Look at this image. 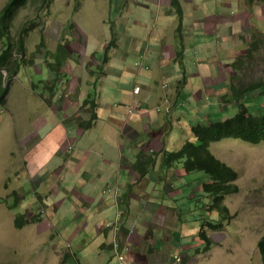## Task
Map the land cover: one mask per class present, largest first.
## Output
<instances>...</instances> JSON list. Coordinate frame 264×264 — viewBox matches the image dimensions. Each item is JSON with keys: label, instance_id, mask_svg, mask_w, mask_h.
<instances>
[{"label": "rangeland", "instance_id": "obj_1", "mask_svg": "<svg viewBox=\"0 0 264 264\" xmlns=\"http://www.w3.org/2000/svg\"><path fill=\"white\" fill-rule=\"evenodd\" d=\"M8 1L0 0V12ZM46 1H30L19 10L12 26L14 42L17 41L28 22L36 24L25 35L24 44L27 57L21 60L24 63L21 71L11 78V76H7L6 68L3 70L5 86L9 87V91L4 97H1L0 101V264H15V259L18 264H77V262L78 264H118L112 253L103 252L102 247L106 243V238L99 237L95 227L97 220L110 217V214L114 215L113 212L106 215V212L109 211L105 212L104 209L96 205L90 208L86 202L80 204L83 201L75 196L84 197L90 203L94 202V197L99 203L105 202L106 195H103L105 190H101L99 195L95 192V189L97 190L95 179L88 182V174L83 176L86 181L79 174V171L84 170L82 167L85 166L83 148L90 149L92 144L90 151L97 153L93 155L92 158L95 160L91 163H95L99 156H103L104 149L112 152V154H107L108 156L118 154L119 158L127 164H131V160H129L131 156L126 150L123 153L119 146L121 136L117 135L118 122L115 113L120 111L115 108L106 113L104 108L94 114L93 105L85 104V102L94 101V99H90L89 94L96 96L99 92L103 95V100L117 106L118 102L124 100L123 92L125 91L128 95L133 90L135 81L139 84L137 86L149 85L155 63L151 68L147 67L150 69L140 73L139 71L142 69H138L136 66L138 61L133 62V56L128 54L132 50V45L129 44L124 51L127 52V58L131 59H128L131 68L134 64L136 73L133 74L131 81L122 82L125 90H119L118 82L108 79L104 83L101 80L103 77L100 76V71L104 68L99 70L97 66H90L92 59L89 58L91 55L87 53V48L89 52L93 51L96 54L97 62L106 67V56L113 44L114 26L120 30L121 24L127 23L124 28L121 27L125 31L124 33L129 36L128 39L122 38L123 46L130 43L131 35L141 36L142 39L152 36L155 33L156 24L152 23L153 17L148 18V13L150 15L148 12L150 5L148 4L154 3L161 7L169 3L172 4V0H141V2L145 1L143 6L139 2L146 13L145 20L141 17L144 11L139 12L136 5L127 7L130 0H50L48 11L43 9ZM200 1L202 0H181L180 6L183 11L191 6L192 12H195L194 16H197L196 3ZM207 1L210 3L208 4L210 9L216 13L214 6L216 0ZM219 1L227 6L235 4L237 0ZM208 5L204 6L200 12L201 17L208 13L206 10ZM173 7L175 8L174 5ZM239 8L240 11L235 9L239 13L236 14L234 11V18L231 21L236 23L237 20H240L241 22L236 24L239 25V29L232 27L233 30L230 31L227 26V28L218 31L217 38L214 40L219 44L212 45L213 53H217L221 49L218 52L217 63L219 60L221 62L228 60L229 62L223 63L225 66H220L221 70L228 68L226 77L228 76L229 79H226L225 87H220V89H226L217 98L219 105L213 109V112L210 111L216 117L231 116L239 111L237 103L220 99L221 96H226L227 92H231L232 86L240 88L246 84L254 85L257 82H264V0H240ZM154 9H156V5H151V13ZM228 12L230 15L232 14L231 10ZM131 13L134 15L135 21L140 23L130 21ZM172 17H165V21L162 19L157 31L160 27L172 24ZM185 19L187 17L183 14L179 22L182 23ZM190 19L192 18L190 17ZM216 19L220 23L225 18L215 17ZM196 23L193 19L188 21L192 32L202 31L205 36L207 33L204 32L203 27H206L208 23L200 27H197L199 25ZM194 28L195 31H193ZM235 34L240 37H235L231 44ZM117 35L118 33H116ZM64 37L71 41L79 40L74 46L78 55H75L74 58L72 55L70 59L64 61L62 72L68 76L61 77L62 81H58L54 75L58 69L55 64L49 65L48 61L56 62L58 57H62L50 55L48 52L52 50L63 54L58 47V42L62 43L60 39L63 40L66 47H70V43ZM43 39L45 45L41 46ZM104 42H110L107 46L109 49L101 47ZM221 43L222 45H220ZM201 44L202 49L210 48L207 43ZM3 45L4 42L0 38V50ZM223 50L224 53H222ZM18 56L19 52H16L14 59ZM151 61L150 59L149 62L151 63ZM111 64V66L121 69L123 66H127L119 59H114ZM93 70L96 73L95 77L90 73ZM68 77L74 79L69 82ZM196 81L197 79L193 82ZM65 88H67L66 94L70 95V98L72 97V101H75L76 95L84 100L82 106L79 105L80 103L76 104V111L70 113V118L74 116L73 118L78 124L87 122L88 127L79 126L80 132L77 130L79 135L69 137L72 142L69 146L61 148L58 144V147H51V142L44 144L33 139L32 136L36 132L33 126H38L43 134L49 130L53 117H47L45 113L54 116V107H50V100H59L60 96L64 94ZM146 91L147 89H144L143 93ZM263 91L264 85L261 92L257 89V91L247 94L246 97H260L263 95ZM44 95H46V99H43ZM200 96L201 93L198 92L197 98ZM242 100L243 98L240 102ZM194 104L198 103L194 102ZM201 111L202 108H196V116L193 119L195 122L198 121L196 120L198 116L202 115ZM202 113L208 114L209 108L204 109ZM77 114L83 117H79ZM104 116L109 119V122ZM94 119L95 124L92 123ZM213 120L215 119L213 118ZM163 130L164 132L157 138H160L164 150L168 139V133H165L169 130L168 123L165 124ZM188 133L187 125L183 123L174 130L172 135L170 134L172 137L170 148L173 149L171 152L176 150L174 147L178 140H183L182 146L187 140H190ZM116 142L119 146L117 153ZM58 148L60 149L58 150ZM48 151H50V155L49 158H46L49 154ZM211 151L238 171L239 177L236 182L240 188L239 191L227 195L224 201L223 207L228 212V226L220 232L208 231L213 242L212 250L207 253L203 252L204 240L193 235V229H189V227L184 229L185 234L180 237V239L182 238L181 246L171 239L173 229H179L178 234H182L181 230H183L182 223L178 218L180 215L178 205L187 207L184 201L178 202L174 199L176 196H172L169 198V202L160 205L161 208L158 206L156 214L150 215V209H145L143 206L140 208V215H137L150 230L145 233V236H141L134 226L127 229V231L131 230L130 237L134 246L143 253V258L136 260L133 264H178L174 257L181 253H183V258H188L186 262L183 261L184 264H263L261 247L264 241V142L253 143L241 139H225L212 143ZM74 158L76 159L74 160ZM169 160L170 157L165 156L164 163L162 161L158 163L157 171L162 177L155 176L156 180L150 187L165 185L169 189L172 180L169 183L166 176H172L175 179L183 175L177 170L168 169ZM102 164L107 166L106 162ZM107 167L113 169L111 173L117 169L112 166ZM97 168L93 170L103 171V168L101 170ZM196 175L202 176V173L196 172ZM190 176H194V174ZM178 180L179 184H184L183 176ZM7 189L8 191L17 190L22 197L17 194L7 195ZM194 192V186L189 187L186 197L190 202V211L196 217H201L200 209L205 205L200 199H196L194 203ZM169 193L170 191L167 192V194ZM90 194L91 196H89ZM163 195L165 196L166 193ZM174 195L178 196V194ZM6 196L8 197L7 201L1 203ZM133 197L137 201V208H139V204L142 203L140 194L135 192ZM155 198L161 201L159 197ZM53 204H56L55 210H48L49 206ZM172 205H175L176 208H172ZM44 206L48 210L47 212H41ZM82 207L89 208L83 210ZM203 212L205 211L203 210ZM209 213L210 221L217 222L218 213ZM20 215L26 222L24 226H18L15 222ZM41 215V220L44 222L37 223ZM25 251L26 255L30 256H26ZM66 258H68L67 262L64 261ZM170 260H173V263Z\"/></svg>", "mask_w": 264, "mask_h": 264}, {"label": "crops", "instance_id": "obj_2", "mask_svg": "<svg viewBox=\"0 0 264 264\" xmlns=\"http://www.w3.org/2000/svg\"><path fill=\"white\" fill-rule=\"evenodd\" d=\"M179 1L181 4V0ZM139 2H141V0H130L127 3V7L130 8L131 5H136L135 7L138 8L139 12L144 11L142 6L145 1L141 2L142 6ZM239 2L240 0H237L235 2L236 5L230 4L225 6L223 2L216 0L214 6L217 12L213 13V10L210 9V5H208L210 3L207 0H202L199 3H196V11L198 9L197 16H194L195 12H192L193 8H191V6H188L189 9L182 11V15H180L177 7H173V3H169L161 7L158 6V4L149 3L148 5L150 6L156 5V9H154L152 13L150 11V6L148 9V12H150V15L148 13V18L153 17L152 23L156 24V30L152 36H146L145 39H142L141 36L135 37L134 35H131L130 43H126L123 46L124 40H122V38L124 37V39H128L129 36L124 33L125 31L122 30L121 27L124 28L127 23L124 22L123 25L121 24L120 30L114 26L115 29L112 32V47L110 49L107 47L110 42H104L101 45V47L103 46L104 49H109V53L106 56L105 61V65H107L106 67L100 65V63L96 60V54L93 51L89 52L87 48V53L91 55L89 58L92 59L90 60V66H97L99 70L100 68H104L100 71V76L103 77L101 80L104 83H106L108 79L118 82L119 90H125L122 82L131 81L133 74L136 73L134 64L133 68H131L130 62L128 61L129 58L126 56L127 52L124 51L129 44L132 45V50L128 53L133 56L134 59L132 61L136 62L143 59V64L141 65L142 67H140L142 70L139 71L140 73H143L144 70L150 69L152 64L155 63L148 83L149 85L145 87L140 85V92L135 93L134 89L137 85H139L137 81H135L133 90L129 92L128 95L124 91V100L122 102H118L117 106L103 100V95L99 92L96 96L89 94L91 99L96 100L98 112L99 110H104V108L106 109V111L104 110L106 113H109L110 110L115 108L120 111L115 113L116 120L118 122L117 135L121 136L119 146L123 153L126 151L129 152L131 156L129 160L136 159V154L141 146H143L144 151L146 152L152 151L153 149L160 150L163 148V144L161 146L160 138L157 137L164 132L163 129L165 124L169 121L174 122L179 113H181L182 106H180V104H183L186 101L188 102L189 114L194 112L197 107L203 108L207 107L209 104L210 105L208 108L213 112V109L219 105L217 98L220 96L222 91L226 89H220V87H225V82L229 79L228 76L226 77L228 68L226 67V70H221L220 66H223V63L227 64L229 62L228 60L225 62H221L219 60L217 63V58H219L218 52L221 49L218 50L217 53H213L212 45L214 43L219 44V42L214 40L217 38L216 33L218 31L227 28V26L230 28V31H232L235 27L239 29V25L236 24L241 22L240 20H237L236 23L231 22L234 18L235 12L236 14L239 13L235 9L240 11ZM206 5H208L206 9L208 13L201 17L200 12ZM229 10L232 11L231 15L228 12ZM124 14L126 15L125 11ZM142 14L143 15L141 17L143 20H145V11ZM183 14L187 17V19L180 23L179 19L183 16ZM167 16H173V21H171L172 24L170 23L168 26L166 25L163 28L160 27L157 31L159 22L162 19L165 21V17ZM190 17L193 19V21L197 22L196 24L199 25L197 27H200L201 25L205 26V24L208 23V25L206 24V27H203L205 30L204 32L207 33L205 36L203 35L202 31L195 33L192 32L190 24H188V21H192ZM215 17L225 19L223 22L219 23L217 19L215 20ZM212 18H214V20H212ZM130 21H135L134 15L132 13ZM135 22L140 23L139 21ZM193 31H195V28ZM236 31L238 32V30ZM116 33H118L117 36ZM238 36L239 35L236 34L233 35V40L230 43L232 44L234 42V38ZM203 37L206 38L204 39ZM66 39L67 38H65V40ZM78 41L79 40L71 41V46L74 52L73 58L75 55H78L74 49V46H76V42L78 43ZM201 43L209 44L210 48L202 49ZM220 45H222V43ZM222 53H224V50ZM114 59H119L121 63L126 64L127 66H123L122 69L111 66V63ZM150 59L152 60L151 63L149 62ZM90 73L94 77L96 76L94 70L90 71ZM73 79L74 78H70L69 82H71ZM196 79L197 81L193 82ZM165 85H168L166 89L164 87ZM67 88H65L64 94L60 96L61 98L51 105L54 107V116H47L53 117L49 130L43 134L39 130L38 126L35 127V134L40 139V142L45 143V139L49 138L48 142H51V147H58V144L61 148L67 147L72 143L69 140V137L71 135H79L77 130L80 128V125L74 120V116L70 118V113L76 111L77 103H80L79 105L82 106L84 100L82 97L76 95L75 101H72V97L70 98V95L66 94ZM161 88L164 89V91H162ZM144 89H147L145 93H143ZM198 92L201 93L199 98H197ZM194 102L198 104H194ZM89 103L90 100L85 102V104ZM130 106L133 107L134 114L129 113ZM168 107H170L169 111ZM182 112L185 114V111ZM77 116L83 117L78 114ZM104 117L107 122H109V119H107L106 116ZM190 118L193 120L194 116H191ZM181 120H184V118ZM84 121H86V119ZM165 133L167 134L168 132ZM170 134L171 133H168V139L166 140V145H168L167 147H170L171 144L172 137H169ZM91 146L92 144L90 145V149H85L86 147H82L84 149L83 158L85 166L90 165L94 169L98 167L97 169L100 170L103 168L102 172L96 171L94 175L101 178H106L113 170L107 166H112V168H117L118 166L121 168L123 167V162L122 159L119 158V155L117 154L116 156H108L107 154H112V152L105 149L103 156H99L95 163H91L95 160V158H92L93 155L97 154L95 151H90ZM116 146L117 153L119 151L117 142ZM59 149L60 148H58V150ZM48 153L49 154L46 158H49L50 151H48ZM75 159L76 158H74V160ZM82 162L83 160L81 163ZM103 162H106L107 166H104L102 164ZM89 176L93 181L92 176L90 174ZM127 176L130 175L127 174L122 168L120 179L124 181L126 179L125 177ZM154 177L155 175H153V178ZM75 197L83 202H86L90 208H93L95 205L101 207L100 203L95 197L94 202L92 203L88 202V200L84 197Z\"/></svg>", "mask_w": 264, "mask_h": 264}, {"label": "clouds", "instance_id": "obj_3", "mask_svg": "<svg viewBox=\"0 0 264 264\" xmlns=\"http://www.w3.org/2000/svg\"><path fill=\"white\" fill-rule=\"evenodd\" d=\"M66 40H69V39H66ZM61 41H63V40L60 39V42ZM70 43H71V41H70ZM58 46H59V42H58ZM71 48H72V46H71ZM72 53H74L73 48H72ZM142 64H143V59L138 61V64L136 65L138 67V69H140V67H142L141 66ZM263 84H264V82H263ZM248 85H250V84H248ZM248 85L246 84V86H248ZM246 86H242V87H246ZM139 87L141 90V86H139ZM165 87L167 88L168 85H165ZM242 87H240V88H242ZM134 92L139 93L140 91H136L134 89ZM231 92H232V90H231ZM231 92H227L228 94L226 96H224V95L221 96L220 99L221 100L225 99V101L227 99V101H229L228 99L230 98L229 95L231 94ZM263 94H264V91H263ZM46 98H47L46 95H44L43 99H46ZM50 101H51V103H50V107H51V105L53 103H55L57 100H54V101L50 100ZM94 102H95L94 112L97 113L98 107H97L96 100H94L92 102L90 100V103L92 105L94 104ZM238 102L239 101L231 102V103H238ZM180 106H182L181 113H179L176 120L174 122H170V121L167 122L169 125L168 133H171V135H172L174 130L178 129L179 126L184 123L187 125V128L189 129V133H188L189 137L188 138L190 140H187L183 146H182L183 140L182 139L178 140L176 142V146L174 147L176 149L175 151L182 150V148L185 147V145L187 143L194 142L197 139L195 136L194 129L192 130V128H194V126L198 125V123L211 124L212 122L222 121V120L226 119L227 117H229V116L225 117L224 115H221L220 117H216L213 113L210 112V110H209L208 114H203L202 111L204 109H207L208 108V106H207V107L202 108V111H201L202 115H199L198 118L196 119L198 121L195 122L190 117L191 116L195 117L196 113H195V111L192 112L191 114L188 113V102L186 101L185 103L180 104ZM169 110H170V107H168V111ZM182 111H185L186 115L183 114ZM129 113L134 114V110L131 109L129 111ZM48 115L49 114L45 113V116H48ZM41 116H44V115H41ZM41 116H39V117H41ZM206 117L208 118L207 120H206ZM183 118H184V120H181ZM213 118L215 120H213ZM95 119L93 120L94 122H92L93 124H95ZM79 125L82 126L81 124H79ZM90 126H91V124H90ZM33 127L35 128L36 126H33ZM83 127H85V126H83ZM171 135H170V138H171ZM32 137H33V139L40 141V139L38 138V136L36 134ZM228 139H235V138H228ZM237 139H239V138H237ZM48 140H49V138H46L45 143H47ZM241 140H244V139H241ZM245 141H248V140H245ZM217 142H220V141H217ZM263 142L264 141H261L259 143H263ZM213 143H215V142H213ZM211 144L209 147L210 151H211ZM73 149L74 148L72 147V150ZM140 150L143 151L144 153H142V156L136 154V159L131 160V164H127L126 162H124L122 160L123 170L127 174L130 175V176L125 177L126 179L124 181L120 179V173H121L122 168L119 166L117 167V169L113 173L108 175L109 178H105V179L94 175L96 171H94L93 170L94 168L90 165L83 167L84 170L79 171L81 178L84 179L85 181H86V178H84L83 176L86 174H88V175L90 174L92 176L93 180L95 179V181L97 182V190L95 189V192L98 195H99V192L101 190H105V192L103 193V195H106L105 196V202L100 203L101 208L104 209L105 212L109 211V212H106V215L110 214V212H113V214H114V215L110 214V217H106V218L103 217L104 219L101 218L100 220H97L95 222V227L97 228V232L99 233V237L104 236L106 238V243L102 247L103 252L112 253L118 264H133V262H135L136 260L142 259L143 253L141 250H139V248L134 246V244L131 240V237H130L131 230L127 231V229H129L130 226H134L138 230V233L141 236H145V233L150 232V230L148 229V227L145 226L146 224L144 223V221L141 218L139 219L138 215H140L139 214L140 208L143 206L145 209H150L151 210L150 215L156 214V213H158L157 212V210L159 209L158 206L160 207V205H165V202H167V201L169 202V198L172 196H176V197H174V199L177 200L178 202L184 201L185 204H187V207H185L184 205H178V207L180 209V215H178V218L180 219V221L182 223V229L183 230H181L182 234H178L177 231L179 229H173L171 231V239L174 242H177L181 246V239L182 238L180 239V237L184 236V234H185L184 229L189 227V229H193V232H194L193 235H195L199 239L204 240V246L205 247L202 249V251L207 253L208 251L212 250V248H213L212 243L213 242H212V238L208 235V231L209 230H216V231L220 232L222 229L227 227L228 226L227 225L228 215L227 216L224 215V212H223V209L221 208V206L220 207H214L213 206V202H211L210 196H203V197L200 196L197 199H200L202 201L203 205H205L204 207L209 208V209H202V211L200 209V216L201 217H196L195 214L190 211V209H191V207L189 205L190 202H189V200H187V197H186L187 196L186 193L189 191V187H192L193 178H192V176H190L189 181H188V176H186L187 172H186V170L183 169V163H182L183 160L179 159L177 157V155L174 154L175 151L171 152L173 149H171L170 147H166V148H164V150L163 149H160V150H154L153 149L152 151L146 152V151H144L143 146H141ZM165 156L170 157L168 169L174 170V171L177 170L183 175L178 176L175 179H173L172 176L169 177L167 175L166 177L168 178L169 183L172 180V182L170 184L171 188H169V189H167L165 187V185H162L160 187H158V185H157V187L152 188L150 186H153L152 183L156 180L155 177L153 178V175H155V176L158 175L159 178L162 177L157 171V165L161 161H162V163H164ZM222 162H224V161H222ZM224 163H226V162H224ZM227 165L230 166L229 164H227ZM86 167H87V169H86ZM90 169H92V170H90ZM152 170H154V171H152ZM149 171H151V172L148 173ZM235 171L237 172V178H238L239 173L237 170H235ZM203 174H205V173H203ZM205 175H207V174H205ZM182 176H183V183L184 184H179L178 178L182 177ZM237 178H236V180H237ZM149 179H151V180H149ZM88 180H89L88 182H92L90 176H89ZM235 184L238 186L236 181H235ZM131 185H132V187H131ZM198 185H200V184H198ZM238 188H239V186H238ZM169 191H170V193L167 194V192H169ZM15 192L17 193V195L19 197H22L19 195V193L15 189L12 191H8V189H7L6 194L7 195H9V194L13 195V194H16ZM135 192L138 193V195L140 194V198L142 200V203L139 204V208H137V206H136L137 201L133 197V194ZM164 193H166L165 196L163 195ZM232 193H234V192H232ZM174 194H178V196L174 195ZM227 195H230V194H226L225 198ZM194 196H195V192L193 194V198H195ZM155 197H159V199L162 202L158 201ZM7 198H8L7 196L4 197V199L1 203L7 201ZM225 198L222 200V203H221L222 205H224ZM83 203L84 202H81L80 204H83ZM194 203H195V201H194ZM45 208L46 207L44 206L43 210L41 212H47L49 209L54 211L56 208V204L49 206L48 210H46ZM172 208H176V206L172 205ZM210 208H212L213 210H211ZM82 209L86 210V209H88V207L87 208L82 207ZM203 210L205 212H203ZM209 212H217L218 213V217H217L216 221L218 223L221 222L223 224L222 227H218V229H212L210 226L204 225L203 218H207V221H210V219H209L210 213ZM18 217H22V216L20 215ZM41 219H42V215L39 218V222H37V223H43L44 220L42 221ZM22 220L25 222L24 219H22ZM211 222H213V221H211ZM217 222H215V223H217ZM25 224H26V222L23 224V226ZM40 226H41V224H40ZM203 230L206 232V234L203 233ZM185 239H187V238H185ZM263 244H264V241L262 242V247H263ZM25 255H26V251H25ZM182 255H183V253L174 257L178 264H184L183 261L186 262L188 259L187 257L183 258ZM26 256H30V255H26ZM16 261H17V259H15V264H18V263H16ZM64 261L67 262L68 258L64 259ZM170 262L173 263V260H170ZM77 264H78V262H77ZM263 264H264V254H263Z\"/></svg>", "mask_w": 264, "mask_h": 264}, {"label": "trees", "instance_id": "obj_4", "mask_svg": "<svg viewBox=\"0 0 264 264\" xmlns=\"http://www.w3.org/2000/svg\"><path fill=\"white\" fill-rule=\"evenodd\" d=\"M30 1L34 0H9L0 12V38L4 42V45L0 50V101L2 100L1 97H4L9 91V87L5 86L6 81L4 79L3 70L6 68L8 71L7 76H11L12 78L21 71L24 65L21 60L25 59L27 55L26 46L24 44L25 35L32 30L36 23L28 22L21 31L16 42H14L12 38V26L19 10L26 6ZM49 1L50 0H47L45 7H43L46 11L49 10ZM172 3L174 6L178 7V12L182 15L183 10L181 9L179 0H172ZM66 41L70 43L71 40ZM61 42L62 43H59L58 47L63 54L52 50H49L48 53L50 55L61 56L62 58L58 57L56 62H47L49 65L55 64L56 69H58L57 73L54 74L58 81H62L61 77L68 76L63 74L62 66L64 61H67L68 58L73 55L71 46L66 47L65 43L63 41ZM44 45L45 41L43 39L41 41V46ZM16 52H19V56L14 59ZM263 85V82H257V84L248 85L242 88L232 86V92L229 95L230 98L228 100L230 102L239 101L237 103L239 111L232 116L229 115V117L222 121L212 122L211 124L198 123V125L192 128V130L194 129L197 139L194 142L187 143L182 150L174 152L179 159L183 160V169L187 172L186 176H188V181L190 175L194 174V176H192V187L194 186L195 189L194 201L200 196H210L213 206H221L225 216L228 215V212L221 203L226 194L237 192L239 190L238 186L235 184L237 172L231 166H228L216 157L210 151L209 147L213 142L228 138H239L253 143L264 141V94L257 97L258 100L256 97H246L247 94L257 91V89L261 92ZM242 98L243 100L240 102ZM94 105L95 102L93 107ZM131 109H133L132 106H130V110ZM80 124L88 127L86 122H81ZM142 153L144 152L139 149L137 155L142 156ZM196 172H203L207 175L203 173L202 176L196 175ZM202 209L209 208L203 207L201 208V211ZM210 209L213 210L212 208ZM16 222L18 225H23L25 223L21 217H18ZM203 222L204 225H208L212 229H218V227L223 226L221 222L215 223L207 221V218H203ZM203 233L206 234L204 230ZM262 252L264 254V244Z\"/></svg>", "mask_w": 264, "mask_h": 264}, {"label": "built area", "instance_id": "obj_5", "mask_svg": "<svg viewBox=\"0 0 264 264\" xmlns=\"http://www.w3.org/2000/svg\"><path fill=\"white\" fill-rule=\"evenodd\" d=\"M135 90H136V91H140V87L137 86V87L135 88Z\"/></svg>", "mask_w": 264, "mask_h": 264}]
</instances>
